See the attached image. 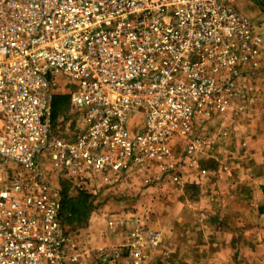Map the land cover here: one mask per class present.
<instances>
[{"label": "built area", "instance_id": "obj_1", "mask_svg": "<svg viewBox=\"0 0 264 264\" xmlns=\"http://www.w3.org/2000/svg\"><path fill=\"white\" fill-rule=\"evenodd\" d=\"M235 1L0 0V264H85L47 162L83 189L152 160L174 173L175 136L189 156L202 146L192 137L199 112L227 111L238 64L263 55L264 36ZM64 88L86 125L74 141L54 129ZM136 110L146 128L135 134Z\"/></svg>", "mask_w": 264, "mask_h": 264}, {"label": "rangeland", "instance_id": "obj_2", "mask_svg": "<svg viewBox=\"0 0 264 264\" xmlns=\"http://www.w3.org/2000/svg\"><path fill=\"white\" fill-rule=\"evenodd\" d=\"M251 2L258 5L255 10L246 6ZM235 6L249 17L255 27L253 31L264 36V30H259L260 26L264 28V0H237ZM257 65L254 62L246 66L238 64L241 75L227 111L199 112L192 137L199 138L202 146L196 154L193 153V161H187L185 139L182 136L172 138L177 164L183 169V188L169 192L172 196L170 206L161 203L164 197L160 196L158 183L162 179L159 163L155 160L148 168L151 177L135 178L133 183L141 189L143 184L153 188L136 190L131 195L126 188L125 192L116 191L119 197L111 192L110 185L103 186L96 176L88 180L85 191L78 187L80 180L72 179L71 182L66 179L72 183L73 195L85 192L92 202L85 223L64 226L76 251L85 258L84 263L214 264L215 260L217 264H223L230 257L234 259V264H242L240 260L246 257L256 258L253 248L258 233L264 232V196L261 189L264 187V60L258 61ZM70 87L75 86L70 84ZM64 90H60L57 95L69 96L70 100L62 104L54 129L62 138L74 141L86 125L71 106L69 89ZM131 112L135 116L130 126L131 132H143L146 128L145 112ZM179 157H183V161ZM46 167L51 169L49 176L60 184L63 199L61 184L65 178L58 170H52L51 162H47ZM127 178L128 173L121 175V184ZM113 196L125 200L131 198L136 205H123L116 198L111 201ZM128 210L146 215L148 221L146 224L139 223L128 232L127 219L122 216L113 223L114 226L109 224V218L115 212ZM136 230L144 234L155 232L159 237L158 243L153 245L146 239L147 242L142 240L133 246L130 236ZM245 242L250 246L245 248ZM226 247L233 250L234 254L227 255ZM208 249L215 255H208L205 252ZM134 252H140V257L135 256ZM191 252L199 256L194 257ZM83 253L87 254L86 257ZM257 259L262 261L264 256Z\"/></svg>", "mask_w": 264, "mask_h": 264}, {"label": "crops", "instance_id": "obj_3", "mask_svg": "<svg viewBox=\"0 0 264 264\" xmlns=\"http://www.w3.org/2000/svg\"><path fill=\"white\" fill-rule=\"evenodd\" d=\"M256 5L257 4L256 3L254 4V2H251L250 4H248V3L246 4L247 7L250 6V7H252V9H254L256 7ZM257 7H258V5H257ZM258 60L259 61L260 60H264V56L262 55V57L261 56L258 57ZM259 72H258V74H259ZM195 154H192L191 156L188 155L187 156V161L188 162L189 161H193ZM183 157H184V155H183ZM183 157H179L180 161H183V159H184ZM152 170L150 169V171H152ZM159 174L161 176L160 179H162L158 183V186H160V190H161V194H162L160 196L162 198L164 197L162 199L161 203H163V204H165L167 206H170L171 205V200L170 199L172 198V196L169 195V192H172L173 189L174 190H178V189L183 188V185H182L183 184V181H182L183 169H181L180 166H178L176 168V171L174 173H163L162 174L161 172H159ZM176 176H178V179L177 180L175 179ZM140 177H142L143 179L144 178H147V177H151V173L147 169H137V168L131 169L128 172V178H127L126 182H124V184H121L122 181H119V182H117V183H115L113 185H110L112 187L111 188V190H112L111 192H115V194L119 196V192H116V191L117 190H120V193L121 192H125L126 191L125 189L127 188L128 192H129V195H131L132 194L131 192H135L136 190H143L145 188L146 189L153 188L152 186L151 187H148V185H145V184H143V186H142L143 189L138 188L135 185H133L134 181L136 180L135 178L138 179ZM66 179H68V178L65 177V181H67ZM99 180H100V183L102 184L100 178H99ZM102 185L104 186V184H102ZM262 185H264V182L263 181H262ZM75 188L78 189L77 187H75ZM85 188L86 187L84 186L83 189H80V188L79 189L81 191H85ZM261 189H262V194L264 196V190H263L264 187H262ZM105 196H106V198H110V196H107V195H105ZM119 197H117V196L114 197L113 196V197H111V201H114V198H116V199H119L122 202L123 205H136L135 203H133V201L131 200V198L125 200L124 198L122 199V198H119ZM174 202H175V200H174ZM62 209H63V205H62ZM121 216L127 219V222H128V230H127V232L129 230H131L133 227H136L137 225H139V223L140 224H142V223L146 224V222L148 221V218H147L146 215L142 216L140 214H137L136 212H133V211L128 210V212H125V211H123L121 213L115 212V214H113V215L110 216V218H109V220H110L109 221V224H110V222H113L114 223ZM168 222H171V221L168 219ZM114 224H113V226H114ZM161 234H163L162 236H164V239H166V235H164L163 231H161ZM245 244H246L245 245V248L247 246H250L246 242H245ZM253 250L255 251L256 258L255 259H253V258L249 259V258L246 257V258L240 260L242 264H255V263L256 264H262V263H264V260H262L263 261L262 262L260 259H257L260 256H264V232L263 231H261V233H258V237L256 239L255 247L253 248ZM205 252L208 253V255H210V256H214L215 255V253L213 251H211V249H208ZM224 252H222L221 254H223ZM229 253H232V255H233L234 254V251L227 248V253L226 254L229 255ZM191 254L194 257H198L199 256L198 253L191 252ZM83 255H84V257H86L87 254L86 253H83ZM84 260H85V258H84ZM209 260H210V262H212L211 258H209ZM233 261H234V259H232V258L229 257L228 259H226L225 263H223V264H234ZM213 263L214 264H217V262H215V260H214Z\"/></svg>", "mask_w": 264, "mask_h": 264}, {"label": "trees", "instance_id": "obj_4", "mask_svg": "<svg viewBox=\"0 0 264 264\" xmlns=\"http://www.w3.org/2000/svg\"><path fill=\"white\" fill-rule=\"evenodd\" d=\"M70 100L69 96L57 95L54 99V123L58 117V112L61 111L62 104L65 100ZM63 209L62 220L66 227L68 224L73 223H85L89 216V211L92 206L90 196L87 193H80L79 195H73L72 184L68 181L63 182Z\"/></svg>", "mask_w": 264, "mask_h": 264}]
</instances>
